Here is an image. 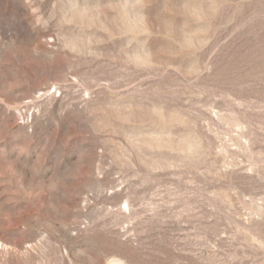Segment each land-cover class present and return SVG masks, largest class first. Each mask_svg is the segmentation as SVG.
<instances>
[{
	"label": "rangeland",
	"instance_id": "374dc122",
	"mask_svg": "<svg viewBox=\"0 0 264 264\" xmlns=\"http://www.w3.org/2000/svg\"><path fill=\"white\" fill-rule=\"evenodd\" d=\"M0 264H264V0H0Z\"/></svg>",
	"mask_w": 264,
	"mask_h": 264
}]
</instances>
